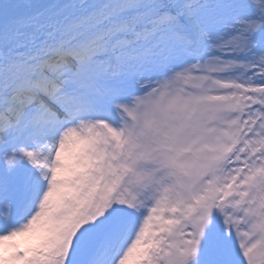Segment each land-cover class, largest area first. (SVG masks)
<instances>
[{
    "label": "snow or ice",
    "instance_id": "snow-or-ice-1",
    "mask_svg": "<svg viewBox=\"0 0 264 264\" xmlns=\"http://www.w3.org/2000/svg\"><path fill=\"white\" fill-rule=\"evenodd\" d=\"M0 264H264V0H0Z\"/></svg>",
    "mask_w": 264,
    "mask_h": 264
}]
</instances>
